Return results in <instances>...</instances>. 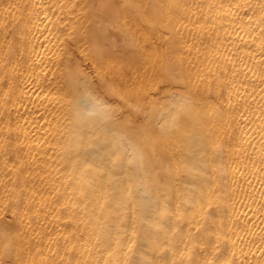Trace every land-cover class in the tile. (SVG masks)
Here are the masks:
<instances>
[{"label":"bare ground","instance_id":"obj_1","mask_svg":"<svg viewBox=\"0 0 264 264\" xmlns=\"http://www.w3.org/2000/svg\"><path fill=\"white\" fill-rule=\"evenodd\" d=\"M0 264H264V0H0Z\"/></svg>","mask_w":264,"mask_h":264}]
</instances>
